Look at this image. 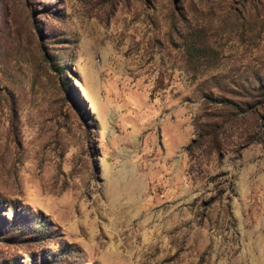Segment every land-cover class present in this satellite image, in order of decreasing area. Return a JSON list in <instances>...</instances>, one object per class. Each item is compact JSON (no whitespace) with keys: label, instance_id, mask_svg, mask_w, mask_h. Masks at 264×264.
<instances>
[{"label":"rangeland","instance_id":"1","mask_svg":"<svg viewBox=\"0 0 264 264\" xmlns=\"http://www.w3.org/2000/svg\"><path fill=\"white\" fill-rule=\"evenodd\" d=\"M0 264H264V0H0Z\"/></svg>","mask_w":264,"mask_h":264}]
</instances>
